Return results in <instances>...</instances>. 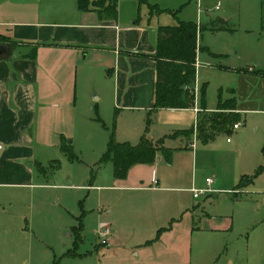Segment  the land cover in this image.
Here are the masks:
<instances>
[{
	"label": "rangeland",
	"instance_id": "rangeland-1",
	"mask_svg": "<svg viewBox=\"0 0 264 264\" xmlns=\"http://www.w3.org/2000/svg\"><path fill=\"white\" fill-rule=\"evenodd\" d=\"M58 1L60 9L76 8L73 0ZM262 2L117 0V16L127 20L135 7V19L144 17L153 6L160 9L149 13L156 22L198 23L197 102L202 107L205 91L207 110L215 111L220 95H236L243 74L264 72ZM83 69L78 80L70 75L72 97L62 102L56 128L63 137L35 148L42 164L36 162L32 178L0 185V264H264V111L244 112L239 129L209 143L169 140L170 159L159 153L154 163L138 165L140 176L117 179L112 162L102 160L111 134L137 144L147 118L119 114L111 82L103 83L99 69L89 75ZM101 92L102 102L96 97ZM244 175L253 181L239 188ZM207 177L215 179V192L194 197L191 188H206ZM122 185L169 189L115 187ZM100 224L117 233L120 228L122 239L99 244Z\"/></svg>",
	"mask_w": 264,
	"mask_h": 264
},
{
	"label": "crops",
	"instance_id": "crops-1",
	"mask_svg": "<svg viewBox=\"0 0 264 264\" xmlns=\"http://www.w3.org/2000/svg\"><path fill=\"white\" fill-rule=\"evenodd\" d=\"M58 2L0 0V39L10 42L0 41L8 46L7 52L0 56V185H22L24 180L32 178L38 171L36 162L41 163L36 160L35 148L63 137L61 133L58 136L56 124L61 123L62 102L68 104L72 97L70 75L75 74L78 80L80 68L88 75L99 69L103 83L111 82L112 105L119 114L137 112L147 118L141 137L146 135L154 142L165 138L164 146L170 149L173 146L168 145L169 140L197 139L196 133L169 137L178 131L196 129L202 110L197 102V79L194 107L155 108L158 63L154 56L159 28L174 25L152 20L150 9L145 19L141 15L135 19L134 7L127 20H120V16L110 19L94 7L83 11L78 0H73L76 8L71 10L60 9ZM34 47L36 53L32 56ZM252 73L243 74L236 95L227 98H237L236 112L240 115L252 110L264 111V74ZM96 97L102 102L105 94L101 92ZM214 108L209 107L208 111ZM67 112L71 113L70 108ZM159 153L163 152L158 151L156 159ZM138 165L129 170L127 181L133 174L140 176L134 172ZM14 179L21 181L12 183L10 180ZM154 182L157 184L158 179ZM115 187L153 192L169 189L155 185ZM234 194L237 196L238 192ZM121 231L118 228L117 233L112 228L111 242L122 239Z\"/></svg>",
	"mask_w": 264,
	"mask_h": 264
},
{
	"label": "trees",
	"instance_id": "trees-1",
	"mask_svg": "<svg viewBox=\"0 0 264 264\" xmlns=\"http://www.w3.org/2000/svg\"><path fill=\"white\" fill-rule=\"evenodd\" d=\"M138 1L140 3L147 2V0ZM262 5L264 7V0ZM78 6L83 11L91 10L94 7V9L101 13H105L110 19H116L118 15L117 0H78ZM159 12V8L150 6L151 14ZM219 28L223 29L225 27L221 26ZM262 28L264 29V16ZM198 30L197 23L192 21H179L177 25L161 26L159 28L157 52L154 56L158 63L155 108L187 109L195 106V85L199 51ZM0 41L10 43L8 40L0 39ZM32 51L33 56L36 53V48L34 47ZM249 72L255 73L256 71L249 70ZM256 73L264 74V72L259 71ZM201 109L196 129L192 127L189 130L178 131L169 137L176 138L178 135L192 136L196 133L198 140L203 143H209L218 134L232 130L234 124L240 122V114L236 112V97L223 100L220 95L217 110L208 111L205 91H203ZM98 120L103 122L100 118ZM164 141L165 138H161L157 142H154L146 135H143L140 142L133 145L127 141L118 142L115 139V131H113L102 160L111 161L114 167V176L118 179H124L133 166L140 163H154L158 151H162L170 159L172 149L165 147ZM62 147L65 152H69L70 155L72 154V147L70 145L64 143ZM72 157H75V155ZM42 167L44 168V166ZM253 177L244 175L238 187H246L253 181ZM82 229V223L80 222L75 232L79 233Z\"/></svg>",
	"mask_w": 264,
	"mask_h": 264
},
{
	"label": "built area",
	"instance_id": "built-area-1",
	"mask_svg": "<svg viewBox=\"0 0 264 264\" xmlns=\"http://www.w3.org/2000/svg\"><path fill=\"white\" fill-rule=\"evenodd\" d=\"M221 3H218L217 9L220 7ZM242 123L238 122L234 124L233 129H239L241 127ZM230 141V139H228ZM1 147V145H0ZM207 184L209 185L208 188L198 190L196 188L193 189L194 196L196 198L200 197V195L209 193V192H215L214 189L211 188V185L214 183V178H207L206 179ZM112 228L108 225H101L99 229L96 231V236L99 239V244L101 245H111V236H112Z\"/></svg>",
	"mask_w": 264,
	"mask_h": 264
},
{
	"label": "water",
	"instance_id": "water-1",
	"mask_svg": "<svg viewBox=\"0 0 264 264\" xmlns=\"http://www.w3.org/2000/svg\"><path fill=\"white\" fill-rule=\"evenodd\" d=\"M8 46L6 44L0 43V56L4 53L7 52Z\"/></svg>",
	"mask_w": 264,
	"mask_h": 264
}]
</instances>
